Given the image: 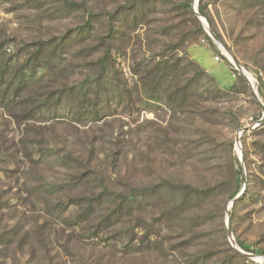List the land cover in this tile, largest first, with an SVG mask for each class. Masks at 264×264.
Here are the masks:
<instances>
[{
  "label": "rangeland",
  "instance_id": "1",
  "mask_svg": "<svg viewBox=\"0 0 264 264\" xmlns=\"http://www.w3.org/2000/svg\"><path fill=\"white\" fill-rule=\"evenodd\" d=\"M75 1L93 15L64 9L65 0H0V66L10 64V72L23 66L41 41L50 49L64 42L66 51L51 72L36 71L38 81L20 99L5 102L0 94V264H261L264 197L230 204L238 191L234 158L248 177L247 149L253 177L264 170V153L256 147L264 143V110L250 85L173 114L143 102V83L153 81L146 72L161 56L176 55L181 66L196 61L226 91L243 75L231 68L235 59L260 83L264 104V8L205 0L223 47L196 14L172 6L188 0H162L142 21L115 26L113 33L105 13L132 0ZM88 19L89 35L75 37ZM108 52L122 71L117 83L126 94L112 115L82 123L31 116L36 103L30 95L41 99L96 74ZM169 182L191 184L204 197L184 200L162 186ZM137 187L158 190L97 231L116 203L104 193L130 194ZM234 241L258 256L240 253Z\"/></svg>",
  "mask_w": 264,
  "mask_h": 264
},
{
  "label": "trees",
  "instance_id": "2",
  "mask_svg": "<svg viewBox=\"0 0 264 264\" xmlns=\"http://www.w3.org/2000/svg\"><path fill=\"white\" fill-rule=\"evenodd\" d=\"M226 1L228 4L235 2L236 4H242L243 6L264 8V0ZM158 2H162V0H132L127 2L122 7V10L106 12V19L110 26L109 32L113 33L119 31L117 27L124 26V24L131 26L137 21H142L146 10L157 6ZM64 3V9L74 10L84 8L88 12V16L93 15L85 3H77L75 0H65ZM172 6L189 10V13L191 12V14H195L193 11L192 0L178 2L177 4L173 1ZM197 10L201 15L207 18L213 31L220 39H222L220 33L214 26L213 18L207 9L205 0H198ZM130 16H132V18ZM130 19L133 20V23L131 24L128 23ZM91 26V20H86L83 25H79L75 30V37L86 38V35H89L90 33ZM63 43L64 42L57 43L53 49H50L49 45L44 41L39 42L37 44L38 51L32 56L33 59H29L23 66H18L13 72H10V70L13 69L10 64L1 65L0 94L3 96V100L5 102H12V99L15 97L20 99L22 94L30 89L35 81H38L39 78L36 77V71L38 69H45L48 72H51L55 67V61L59 60L66 54V51L63 49ZM60 47L62 49H60ZM104 50L105 49H103V51ZM217 51L219 54L221 53L219 49H217ZM45 52H48V57L42 58V55ZM181 61L182 59L176 55L170 57L164 55L161 56V59L156 62L151 70L146 72L147 77L150 76L153 78L152 82H146L145 80L143 83V102L146 105H149L150 108L164 106L171 110L173 114H176L187 108H195L198 104L196 102L201 99L217 97L219 92H228L229 94H232L240 89L241 85H245L246 89H249L248 81L243 75H240L239 79L241 82L236 81V83L232 84L229 88L222 87L226 90L222 91L221 88H216L214 84V80H216L215 77L207 72V70L196 61L188 60L183 66H181ZM5 67L7 69L6 72L4 70ZM97 68L98 72L96 74L87 76L71 86L66 85L67 87L65 86L64 90L55 94H45L41 99L39 93L30 95L32 100L31 103H36L34 108L31 107L29 109L31 116L32 113L36 112L35 116H47L49 119L56 121L72 119L76 122L82 123L88 121L99 122L107 116L112 115V106L120 104L126 95H124V92L120 89V85L117 83L122 71L114 61L111 52H108L101 57ZM231 68L237 71L233 66H231ZM237 72L239 73V71ZM207 73H209L211 77H209ZM144 77L145 74L143 78ZM258 91L259 93L261 92L260 83L258 84ZM127 93H129L128 90ZM256 147L264 153L263 142H259ZM247 152V149H244L245 166L249 171L248 177L244 175V165L240 162L239 158L237 156L234 158V162L237 165L236 175L238 191L233 198L243 187H245V190L233 203L232 208L248 198L264 197V170L261 171L263 172L262 176L255 175V177H253L250 172L251 167L248 163L249 159L247 157ZM162 186H165V188L170 189L174 193L184 194V200H188L189 198L190 200L193 198L202 200V197H204V192L191 184L169 182ZM162 186L159 188H162ZM157 190L158 189L155 190L154 188L137 187L134 188L130 194L106 191L104 193L105 195L115 196L116 203L111 212L103 222L100 223L97 231L121 221L125 215L131 214L136 208H139L142 205V200L147 199ZM91 207L92 206H89L87 211H89ZM232 208L230 209V213H232ZM3 242H5V239ZM238 244L242 248H245L242 242L238 241ZM234 251L236 255L241 256L239 252L236 250ZM261 254L264 255V252Z\"/></svg>",
  "mask_w": 264,
  "mask_h": 264
},
{
  "label": "water",
  "instance_id": "3",
  "mask_svg": "<svg viewBox=\"0 0 264 264\" xmlns=\"http://www.w3.org/2000/svg\"><path fill=\"white\" fill-rule=\"evenodd\" d=\"M197 5H198V0H194L193 2V11L194 13L196 14V16L203 22L208 34L211 36V38L218 44V45H221L223 47L224 44L222 43L221 39L218 37V35L213 31V29L211 28V25L210 23L208 22L207 18L203 15H201L198 10H197ZM233 64L235 66V68L245 76V78L248 80V83L250 85V88L253 92V95L255 97V99L258 101L259 105L261 106V108L264 110V104L260 101V97L258 95V91L254 88L253 84H252V81L248 78V75L246 73V70L245 68L237 61V60H233ZM247 129V127H244L242 129L239 130L238 132V135L236 137V141L238 143H240V136H241V133L243 131H245ZM241 161H243V155L241 154ZM245 190V187H243V189L234 197L231 199L230 201V204L232 205L244 192ZM229 209H230V206L226 208V215H227V218H228V223H227V233L230 237H232V228H231V225H230V213H229ZM233 246L242 254L248 256V257H251V258H256V254H253V253H248V252H245L243 251L237 244L236 242L234 241L233 242ZM262 262L261 264H264V256H262Z\"/></svg>",
  "mask_w": 264,
  "mask_h": 264
},
{
  "label": "built area",
  "instance_id": "4",
  "mask_svg": "<svg viewBox=\"0 0 264 264\" xmlns=\"http://www.w3.org/2000/svg\"><path fill=\"white\" fill-rule=\"evenodd\" d=\"M215 59H216L217 61H219V60H220L219 55H216ZM233 76H234V75H233ZM234 77H235V76H234ZM251 81H252V84H253L254 88L256 89V87H257V89H258V84H259L258 80L253 78V80H251ZM255 82H256V83H255ZM257 89H256V90H257Z\"/></svg>",
  "mask_w": 264,
  "mask_h": 264
},
{
  "label": "bare ground",
  "instance_id": "5",
  "mask_svg": "<svg viewBox=\"0 0 264 264\" xmlns=\"http://www.w3.org/2000/svg\"><path fill=\"white\" fill-rule=\"evenodd\" d=\"M247 73V72H246ZM252 80H253V78H252ZM262 260V259H261Z\"/></svg>",
  "mask_w": 264,
  "mask_h": 264
}]
</instances>
